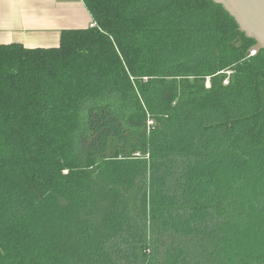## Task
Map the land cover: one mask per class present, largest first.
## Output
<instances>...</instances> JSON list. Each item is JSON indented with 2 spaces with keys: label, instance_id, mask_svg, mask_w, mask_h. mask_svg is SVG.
Wrapping results in <instances>:
<instances>
[{
  "label": "trees",
  "instance_id": "16d2710c",
  "mask_svg": "<svg viewBox=\"0 0 264 264\" xmlns=\"http://www.w3.org/2000/svg\"><path fill=\"white\" fill-rule=\"evenodd\" d=\"M82 1L0 45V264H264V50L212 0Z\"/></svg>",
  "mask_w": 264,
  "mask_h": 264
},
{
  "label": "crops",
  "instance_id": "0c3cea01",
  "mask_svg": "<svg viewBox=\"0 0 264 264\" xmlns=\"http://www.w3.org/2000/svg\"><path fill=\"white\" fill-rule=\"evenodd\" d=\"M93 26L82 0H0V45L57 47L63 30Z\"/></svg>",
  "mask_w": 264,
  "mask_h": 264
},
{
  "label": "water",
  "instance_id": "95a60500",
  "mask_svg": "<svg viewBox=\"0 0 264 264\" xmlns=\"http://www.w3.org/2000/svg\"><path fill=\"white\" fill-rule=\"evenodd\" d=\"M222 6L236 22L238 30L256 44L251 51L255 54L264 50V0H212Z\"/></svg>",
  "mask_w": 264,
  "mask_h": 264
},
{
  "label": "built area",
  "instance_id": "2783aa9c",
  "mask_svg": "<svg viewBox=\"0 0 264 264\" xmlns=\"http://www.w3.org/2000/svg\"><path fill=\"white\" fill-rule=\"evenodd\" d=\"M251 54H252V55H255L254 52H252ZM225 73L227 74L228 77L232 75V72H231V71H227V72H225ZM228 83H229L228 79L225 80L224 84L227 85ZM207 87H210V81H209V79L207 80Z\"/></svg>",
  "mask_w": 264,
  "mask_h": 264
}]
</instances>
